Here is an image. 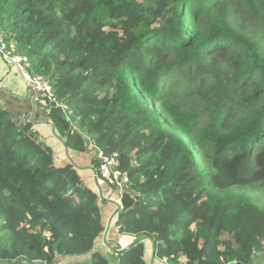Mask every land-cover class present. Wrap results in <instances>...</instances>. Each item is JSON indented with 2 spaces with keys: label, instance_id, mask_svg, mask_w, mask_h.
<instances>
[{
  "label": "trees",
  "instance_id": "1",
  "mask_svg": "<svg viewBox=\"0 0 264 264\" xmlns=\"http://www.w3.org/2000/svg\"><path fill=\"white\" fill-rule=\"evenodd\" d=\"M0 30L83 131L50 114L68 151L88 138L129 181V247L104 255L96 193L0 105V262L148 264L152 241L167 264L264 252V206L240 192L264 200V0H0Z\"/></svg>",
  "mask_w": 264,
  "mask_h": 264
},
{
  "label": "crops",
  "instance_id": "2",
  "mask_svg": "<svg viewBox=\"0 0 264 264\" xmlns=\"http://www.w3.org/2000/svg\"><path fill=\"white\" fill-rule=\"evenodd\" d=\"M0 102L2 107L10 113L12 121L19 126L30 125V131L36 139L51 148L55 156L61 157L62 162H58V166L66 164L73 165L83 182L89 189L93 190L98 196V205L101 213L104 232L99 237L95 246V250L101 249L103 254L111 256L114 251L121 246L125 249L129 246L122 244V237L117 234L115 228L116 214L119 209V200L121 193L112 187H109L98 179L93 165L90 162H83L88 155L96 159L94 150L89 146L84 153L75 154L70 161L66 156L69 153L62 137L57 135L54 130L52 116L49 109L39 108L33 101L31 87L25 82L21 74L10 64L4 62L0 57ZM63 117L66 115L63 113ZM57 152V155H56ZM94 159V160H95ZM55 160V159H54ZM118 204V205H117ZM117 207V210H116ZM154 245L146 253L148 264H167L163 260L154 259ZM89 256H84L87 264ZM79 260L81 258H78ZM112 264H116L113 262Z\"/></svg>",
  "mask_w": 264,
  "mask_h": 264
},
{
  "label": "built area",
  "instance_id": "3",
  "mask_svg": "<svg viewBox=\"0 0 264 264\" xmlns=\"http://www.w3.org/2000/svg\"><path fill=\"white\" fill-rule=\"evenodd\" d=\"M0 57L2 60L10 64L13 68L18 70L22 78L28 83L32 90V98L36 105L41 109H49L52 103L56 106H60L65 114L64 105L56 103L52 98V91L48 83L40 76H34L27 71V58L25 56L14 55L9 52L8 47L2 36L0 30ZM70 121L69 118H66ZM75 130L76 127L72 125ZM79 134H82L77 130ZM87 143L94 150L96 158L99 161V172L101 180L109 187L117 189L122 193L129 186V181L123 172H121L117 166L118 162L115 155L106 157L103 156L101 152L97 151L94 146L90 143L87 138Z\"/></svg>",
  "mask_w": 264,
  "mask_h": 264
},
{
  "label": "rangeland",
  "instance_id": "4",
  "mask_svg": "<svg viewBox=\"0 0 264 264\" xmlns=\"http://www.w3.org/2000/svg\"><path fill=\"white\" fill-rule=\"evenodd\" d=\"M65 115H66V118H69V114H68L67 111H66ZM69 119H70L69 122H70L71 126L74 125L76 127V129L78 130L79 127L77 125V121L75 119H72L71 117ZM72 128L74 129L73 126H72ZM79 132L83 133L82 130L79 131ZM56 155H57V152H56ZM53 156H54V159H55L54 161H55L56 164L58 162H62V158L59 157V159H58V157L55 156V153L54 152H53ZM74 157H75V154L74 153H71L70 151H69V153L66 156V158H67L68 161H70ZM94 159H95L94 157L88 155L86 159H83V162L86 163V162L89 161L90 164L92 165ZM95 160H97V159H95ZM240 192H242L245 195V197L248 198V200L251 201L254 205L259 206V207H263L264 206V200L262 199V197L258 193H253L250 190H248L247 188L240 190ZM116 210H117V207H116ZM123 240H127V239H123ZM148 248H149V245L147 246V250H148ZM84 263H85V261L80 262V264H84ZM0 264H24V262L23 261L16 260V261H13L11 263H8V262H0ZM253 264H264V252L259 253V254H256L254 256Z\"/></svg>",
  "mask_w": 264,
  "mask_h": 264
},
{
  "label": "water",
  "instance_id": "5",
  "mask_svg": "<svg viewBox=\"0 0 264 264\" xmlns=\"http://www.w3.org/2000/svg\"><path fill=\"white\" fill-rule=\"evenodd\" d=\"M0 105H2L1 102H0ZM49 113L55 114V115H57L59 117H63V109H62V107L56 106L55 103H52L51 104V107L49 109ZM147 238H148L147 236H142V237H140V238L137 239V242H142L143 240H145ZM152 244L154 245V242L153 241H152Z\"/></svg>",
  "mask_w": 264,
  "mask_h": 264
}]
</instances>
